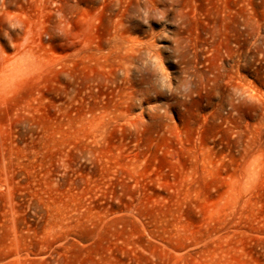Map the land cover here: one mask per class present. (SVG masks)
Here are the masks:
<instances>
[{
	"label": "rangeland",
	"instance_id": "obj_1",
	"mask_svg": "<svg viewBox=\"0 0 264 264\" xmlns=\"http://www.w3.org/2000/svg\"><path fill=\"white\" fill-rule=\"evenodd\" d=\"M0 264H264V0H0Z\"/></svg>",
	"mask_w": 264,
	"mask_h": 264
}]
</instances>
